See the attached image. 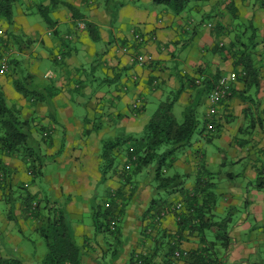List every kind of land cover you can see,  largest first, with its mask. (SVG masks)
<instances>
[{
    "label": "crops",
    "instance_id": "1",
    "mask_svg": "<svg viewBox=\"0 0 264 264\" xmlns=\"http://www.w3.org/2000/svg\"><path fill=\"white\" fill-rule=\"evenodd\" d=\"M26 1H14L17 14L14 12L13 24L5 19L0 23L6 38V44H0V55L10 49V68L0 69V88L6 102L30 120L37 140L42 139L43 131L51 135V145L45 143L49 155L44 165L49 206L65 202V206L92 215L90 225L82 217L74 224L79 241L85 245L81 264H129L133 251L152 244L141 231L142 216L157 190L150 182L152 171L144 169L138 181H133V194L125 206L122 249L113 258L109 252L102 257L111 241L96 231L92 206L102 204L119 189L127 197L133 186L123 185L115 168L112 176L101 180L104 140L139 136L152 115L145 114L146 106L161 102L181 86L183 91L175 104L180 102L184 112L197 99L196 84L204 78L217 71L243 69V64L233 61L230 52L237 47H231V43L242 31L247 33L243 39L256 32L259 89H248L242 78L234 81L232 95L216 107L215 130L197 133L198 156H192L191 145L177 153L172 170L183 168V173H177L186 176L182 180L186 196L202 202L213 193L215 201L210 205L214 206L215 217L230 220L229 246L218 247L216 252L202 251L204 260L264 264V187L256 186L260 174L264 177V0H197L180 15L164 9L159 18L157 10L127 5L130 16L121 15L117 25L98 0H65L75 7L74 11L60 4L52 8L51 0H42L40 5L35 0ZM41 7L49 9L45 12L52 22L44 20L46 26L40 20L29 23L28 17H35L36 8L42 14ZM18 17L25 18V27L18 24ZM86 22L99 26V41H92L86 27H81ZM135 34L141 39H135ZM139 54L146 58L143 63L136 58ZM25 71L36 76L31 88L38 99L24 95L15 86L14 80ZM202 101L196 108L201 126L211 104L208 95ZM215 141L218 151H212V157L218 169L209 157L212 153L208 154V145ZM116 156L118 170L131 166L119 147ZM228 163L240 167L224 170ZM49 165L53 170H48ZM2 167L6 180L0 187V264L39 262L44 254L40 257L29 253L21 244L22 234L37 231L42 223L30 214L23 200L26 192L42 200L46 198L45 190L29 175L26 158L4 151L0 143V173ZM199 182L202 189L197 187ZM182 194L175 192L169 201H175V206L180 204ZM176 221L175 215L166 213L162 226L175 232ZM199 239L195 233L181 240V249L189 253L175 255L174 263L168 264H197L196 255L190 251L204 246ZM164 260L161 252L153 257L154 264H166Z\"/></svg>",
    "mask_w": 264,
    "mask_h": 264
},
{
    "label": "trees",
    "instance_id": "2",
    "mask_svg": "<svg viewBox=\"0 0 264 264\" xmlns=\"http://www.w3.org/2000/svg\"><path fill=\"white\" fill-rule=\"evenodd\" d=\"M14 1L0 0V23L2 19H5L9 24L14 23ZM153 1L156 4L169 6L175 15H180L189 8L191 3L197 0ZM58 4L70 8L72 11L75 9L72 4L65 0H51L52 8ZM41 10L44 20L50 24L52 20L45 12V10L49 11V9L41 7ZM85 27L91 40L94 42L99 41V27L93 22H86ZM245 34H247L246 31H242L237 35L236 40L231 43V47L236 46L237 48L230 53L234 57L233 61L236 65L239 63L243 64V69H237L236 71L237 79L242 78L248 89L255 88L258 90L260 87V68L254 54L257 36L255 32L251 37L243 39L242 37ZM217 48L223 49V47L219 46ZM222 74L225 73L217 71L196 84L197 99L185 108L181 122L176 120L172 108L178 101L183 91V86L175 90L173 94H169L159 103L145 123L139 136L129 135L126 139L117 137L104 140L101 151L102 161L100 163L101 180H105L109 171L115 168L120 173L122 184L131 183L133 186L130 188L127 197L119 189L117 193L109 196L104 204L95 203L92 206L96 231L104 233L105 237L108 238L107 240L111 241L109 247L103 252L102 257L105 258L106 253L109 252L110 258H113L122 249L125 240L122 227L126 214L125 206L133 194L135 186L132 177L144 169H147L146 172L152 171L150 182L157 190L156 195L151 196L142 216L141 231L145 239L151 240L152 244L140 251H133L129 264H154L153 257L160 252L164 254L166 264L174 263L173 258H176L174 255L175 251H178L181 255L184 252L189 253V251L181 249V240L195 233L199 235V240L204 244L199 249L190 251V253L196 255L195 263L197 264H208L215 261L212 259L205 261L200 254L202 251L210 252L213 250L216 252L218 247L226 248L229 246L231 240L229 231L230 220L225 217L220 219L215 217L214 206L210 205V202L214 203L215 201L214 194L211 193L213 195L212 198L211 194L208 193L209 196L205 197L202 202H198L196 197L184 194L182 180L185 179V175L178 173L168 174L173 167L177 153L192 145L195 133L203 129L215 130L217 125L216 117L211 120L212 126L209 127L207 123L210 119L205 113V122L201 126L199 118L196 116V108L200 105L202 97L206 94L208 95ZM35 78L34 74L25 71L14 80V83L16 88L24 95L38 99V95L31 88ZM6 101L5 93L0 88V143L3 150L26 158L32 177L37 174L43 175L45 161L48 159L45 143H47L48 147L51 145V135L43 131L41 134L42 139L37 140L33 136L30 120L22 117L20 111L10 106ZM63 147L64 142L61 149ZM118 147L121 151H125L127 163L131 164L129 168H120L118 170L115 167ZM5 173V167H2L0 187L5 184ZM33 179L35 180V177ZM263 182L264 177L260 174L256 181V186L263 188ZM200 185V182L197 183V187L202 189L203 187ZM177 191L183 193V201L180 202V208L175 206V201H169V197ZM23 203L27 210L30 211V214L39 218L42 222L37 231L41 233L47 245L46 252L41 260L33 264H81L85 245L79 241L75 233L74 222L68 217L65 208L57 204L50 207L48 197L39 200L36 194L31 192L25 193ZM166 213L173 214L177 218V229L175 232H171L167 227L162 226V218ZM157 216H159L158 219H156ZM113 221L116 222L115 226L112 225ZM8 262L11 263L12 260ZM18 263L22 264L21 262Z\"/></svg>",
    "mask_w": 264,
    "mask_h": 264
},
{
    "label": "rangeland",
    "instance_id": "3",
    "mask_svg": "<svg viewBox=\"0 0 264 264\" xmlns=\"http://www.w3.org/2000/svg\"><path fill=\"white\" fill-rule=\"evenodd\" d=\"M35 1L36 2H39L38 5H40L42 3V0H35ZM129 1H131V0H98V2L104 4L105 10H106L105 13H106V15L108 17H110V19H111L110 21L113 22V25H117L118 24L119 17L125 16V15L130 16L129 14L131 12H130V9L127 7V5L135 6V8L138 7V9H141V10H148V11L157 10V13L159 14L158 15V18L160 16V14L162 13V10L167 9L169 11H172L169 6L163 5V4H156L153 0H151V1L137 0L135 2H129ZM26 2L27 1L25 0V3ZM127 2H128V4H125ZM197 2H195V3L193 2V3L196 4ZM22 3H24V0H22ZM89 3H93V2H89ZM123 4H125L124 8H122ZM82 9H81V11H82ZM35 11H36L35 17H33V18L28 17L29 18V23H30V20L31 21L34 20V22L37 21V20H40L41 23L44 26H46V23L44 22V19L41 16L42 14L38 12L37 8H36ZM14 12H15V15H16L17 14V10L15 8H14ZM85 12H86V10H85ZM24 19H25L24 17H20V18L18 17V24L19 25H22L23 27H25V20ZM12 27L13 26H11L10 29H12ZM24 32H23V36H27L28 37V35L26 33H24ZM8 47H9V45H8ZM208 95H209V93H208ZM205 96H207V94L204 95L202 97V99ZM159 102L160 101L157 100L156 102L153 101V102H151V104L147 105L146 106V110H145V114L146 115L152 114V112L155 110V108L157 107V105L159 104ZM202 105L203 106H201V110H204L205 103H202ZM180 106H182V104L179 102V103L175 104L174 109H173L174 116H175V118H176V120L178 122H181L182 119H183V109ZM197 138H198V134L195 133V136H194L193 141H192L193 149L191 148L192 149V153H193L192 156L195 157V158L198 156L195 152H196V150L199 149V147H197L196 146V143H195ZM189 147H191V146H189ZM189 147H187V148H189ZM215 150L218 151L217 141H215L214 143H210L208 145V154L212 153V151L214 152ZM83 151H86V149H83ZM46 154H47V152H46ZM47 155H49V154H47ZM212 155H213V153L209 157L211 158V160H213L212 161L213 162L212 164L214 165V168H217L218 169L219 164L216 162V159H214L212 157ZM115 166H116V164H115ZM182 167H184V169H185V166H182ZM239 167H240V165H234V164L231 165V163H228V165L225 166V167H223V169L224 170L225 169L226 170H229V169H233L234 170V169H238ZM48 170L49 171L50 170H53L52 165H49L48 166ZM112 170L109 171L107 178L110 177V176H112V174H111L113 172ZM183 171H184L183 168H180V167L179 168H176L174 170H172V168H171L168 174L169 175H173V174H175L177 172L183 173ZM43 173H44L43 175L37 174V175H35L33 177L31 175V173L29 175L31 176V178H34L35 177V182H36L37 185H39L40 187L43 186V189L45 190L44 192L46 193V196L45 197H47L48 194H47L46 189L48 187L49 182L47 183L45 181V176H44L46 174L45 168H44V172ZM67 174H69V173H67ZM141 176H142V174L138 173L137 175H135V176L132 177V181H138L137 179L139 177H141ZM153 195H156V193H154ZM99 199L102 201V197L101 196L99 197ZM65 204H66L65 202L64 203L61 202L60 204H57V205H61V207H64L65 208L68 217L72 219V221L74 222V224L80 219V217H82L84 219V221L88 225H90L92 223V215L87 214L88 212H85V211H82L81 212L78 209L70 208L67 205L65 206ZM102 204H104V202ZM24 233L25 234H22L23 237H21L22 238L21 239V244H23V248H26L27 250H29V253H35L37 256L42 257V255L45 254V252H46L47 245L45 243L44 238L41 236V233H39V231H36V230L35 231L34 230H32V231L28 230V231H26ZM34 243H35V245H34Z\"/></svg>",
    "mask_w": 264,
    "mask_h": 264
},
{
    "label": "built area",
    "instance_id": "4",
    "mask_svg": "<svg viewBox=\"0 0 264 264\" xmlns=\"http://www.w3.org/2000/svg\"><path fill=\"white\" fill-rule=\"evenodd\" d=\"M211 25V24H210ZM85 24L81 23V27H84ZM3 32L0 29V44H6L5 40V36H3ZM135 38L137 39H141L139 34H135L134 35ZM9 54H10V49L6 50L4 52H2V54L0 55V69L1 71H7L10 68V64H9ZM138 62L143 63L146 58L144 55L139 54L136 56ZM237 79V72L236 71H230L229 73H225L222 74L218 80L215 82L214 86L212 87L211 91L209 92V98L211 100V104L210 106L207 108L206 111V116L210 119V121H208V126L211 127L212 123L211 120L214 119V117H216V107H218V103H220L221 101H224L225 99L229 98L230 95L232 94V83ZM140 101V99H138V102ZM138 102L133 104L134 107H136L138 105ZM107 205V204H106ZM177 208H180V204L176 205ZM159 216L156 217V219H158ZM112 225L115 226L116 222H112ZM178 251L174 252V255H178ZM208 264H222L220 262H214V263H208Z\"/></svg>",
    "mask_w": 264,
    "mask_h": 264
}]
</instances>
